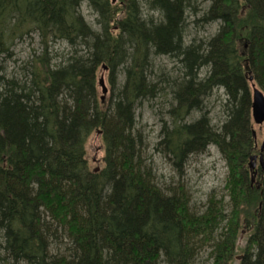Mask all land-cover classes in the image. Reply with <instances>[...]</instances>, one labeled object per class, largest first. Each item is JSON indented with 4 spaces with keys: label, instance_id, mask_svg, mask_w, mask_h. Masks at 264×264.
<instances>
[{
    "label": "trees",
    "instance_id": "trees-1",
    "mask_svg": "<svg viewBox=\"0 0 264 264\" xmlns=\"http://www.w3.org/2000/svg\"><path fill=\"white\" fill-rule=\"evenodd\" d=\"M203 1L0 0V264H230L241 232L238 264H264V150L255 185L247 168L258 154L249 78L264 94V0ZM31 35L40 51L8 73L12 47ZM154 101L167 107L153 146L173 176L165 182L135 114ZM98 131L94 171L84 145ZM210 147L227 169L225 196L193 211L186 168Z\"/></svg>",
    "mask_w": 264,
    "mask_h": 264
},
{
    "label": "rangeland",
    "instance_id": "rangeland-1",
    "mask_svg": "<svg viewBox=\"0 0 264 264\" xmlns=\"http://www.w3.org/2000/svg\"><path fill=\"white\" fill-rule=\"evenodd\" d=\"M113 4L118 5L119 0H109ZM199 3L203 2V6H207V3L203 0H198ZM121 6V5H119ZM82 15L85 17L87 21L92 23L93 17L87 11L85 6L82 8ZM190 38L198 37V38H206L212 35L216 26L211 25L208 27H204L203 29H195L194 27H190ZM40 46L38 43V38L36 36L31 35L30 38H26L22 41H18L12 47V57L8 61V73L12 71H17V68L21 63L28 60L31 55L34 53H38ZM54 52L58 55L64 54L67 51V48L63 45H55L53 46ZM156 65L162 72H169L174 63L171 59L160 57L156 59ZM108 72L105 69L99 68L96 74V91L97 97L103 103L105 107L110 97V89L111 86L108 83ZM103 79L104 85L107 89V93L105 95L101 92V87L99 85V80ZM119 78L115 82L118 83ZM220 95V93H219ZM103 96V99H101ZM222 96V94H221ZM211 107V108H210ZM166 105L162 103V101H154L151 103H146L141 105L135 112L137 122L142 130L143 135L146 137L148 144V156H151L153 160L154 169L157 171V176H160V181L165 182L169 179V177H173L169 166L165 162V160L156 152L153 151L154 144L158 141L159 133L161 129V125L164 121H167L165 117ZM210 108V116L214 120V122H218L221 113L219 109V103L212 98L209 101ZM252 129L255 133V141H256V152H258L259 146L262 143L263 134H264V124L261 126H256L252 124ZM85 156L88 163V167L91 170H99L103 165V156H104V148L101 135L97 132H93L86 140L85 145ZM257 154V153H256ZM249 164V163H248ZM248 168V177L251 180L249 166ZM258 159L255 162V171L258 167ZM227 174V169L225 168V164L216 151L215 148L210 147L207 152L203 155L194 157L190 159L189 166L186 168V175L184 182L186 183L187 189L191 196V206L193 207V211H196L198 207L205 206L207 202V198L211 195L212 197H224L225 196V178ZM256 178L254 179V183L251 185H255ZM242 230V229H241ZM247 232H241V237L238 240V248L236 250V255L233 258V261L230 264H238L239 255L242 253L243 248L246 244Z\"/></svg>",
    "mask_w": 264,
    "mask_h": 264
},
{
    "label": "water",
    "instance_id": "water-1",
    "mask_svg": "<svg viewBox=\"0 0 264 264\" xmlns=\"http://www.w3.org/2000/svg\"><path fill=\"white\" fill-rule=\"evenodd\" d=\"M102 69L105 70L106 67L103 66ZM249 81H251V79H249ZM99 85L101 87L102 94L105 95L107 93V89L104 85L102 78L99 80ZM101 99H103V96ZM251 118H252L253 124L256 126H260L264 124V95L254 85H252ZM97 133L100 134V132H97ZM253 136H254V132H253ZM263 150H264V137H263V141L261 143L260 149H259L260 154L258 156V163L261 167L263 166V160H262ZM256 160H257V156H251L249 158L248 166H249V170L252 172L251 181H253L254 174H255L254 168H255Z\"/></svg>",
    "mask_w": 264,
    "mask_h": 264
}]
</instances>
